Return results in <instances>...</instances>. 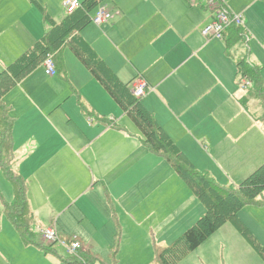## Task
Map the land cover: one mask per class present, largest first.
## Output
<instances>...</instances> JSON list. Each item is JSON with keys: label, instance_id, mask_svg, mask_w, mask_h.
I'll return each mask as SVG.
<instances>
[{"label": "crops", "instance_id": "0c3cea01", "mask_svg": "<svg viewBox=\"0 0 264 264\" xmlns=\"http://www.w3.org/2000/svg\"><path fill=\"white\" fill-rule=\"evenodd\" d=\"M64 1L0 0V72L45 36L46 17L61 22L69 15ZM101 7L114 17L91 22L75 37L124 84L147 82L141 103L197 169L230 187L264 164V128L255 117L264 107L240 87L238 73L247 58L264 82V0L228 1L243 14L249 36L230 46L202 34L213 18L206 0H104L91 16ZM57 60L63 69L55 76L43 63L4 96L15 118L11 167L26 184L32 236L25 241L5 211L16 190L0 165V264L83 263L65 256L60 244H46L38 218L47 224L42 229L53 225L62 237L77 235L88 261L98 258L83 264L112 263L89 233H112L116 223L127 233L118 264H151L150 232L157 246H169L206 209L172 165L144 145L127 113L68 46ZM248 158L257 159L237 170ZM221 164L229 178L210 170ZM230 224L219 240L246 242Z\"/></svg>", "mask_w": 264, "mask_h": 264}, {"label": "trees", "instance_id": "16d2710c", "mask_svg": "<svg viewBox=\"0 0 264 264\" xmlns=\"http://www.w3.org/2000/svg\"><path fill=\"white\" fill-rule=\"evenodd\" d=\"M102 1L104 0L84 1L82 7L67 15L61 22L46 17L49 29L45 36L6 70L0 72V165L16 190L15 202L12 205L8 203L5 205L8 217L17 226L24 240L29 242L32 232L25 218H28L26 184L11 167L15 118L11 114V107L4 101V96L50 56L55 61L58 73L59 69H63V62L58 61L57 57L59 58L63 48L68 46L127 113L141 132L144 145L172 165L206 209L205 214L172 244L156 247L154 263L178 264L226 223L233 224L249 244L259 251L264 260V248L259 245L239 217V212L245 206L264 204V164L235 187L219 184L192 164L158 124L153 114L141 103L140 98L132 94L130 85L120 81L87 43L75 37L77 32L92 22L91 12ZM232 29L234 38L229 40L227 33ZM244 38L242 28L235 25L228 28L224 34V41L229 43V46ZM238 73L243 80L246 78L254 83V89L264 107V82L259 69L253 67L247 58H243L238 64ZM22 218L25 222H21ZM97 260L95 257L89 262ZM111 264L118 262L115 260Z\"/></svg>", "mask_w": 264, "mask_h": 264}, {"label": "rangeland", "instance_id": "374dc122", "mask_svg": "<svg viewBox=\"0 0 264 264\" xmlns=\"http://www.w3.org/2000/svg\"><path fill=\"white\" fill-rule=\"evenodd\" d=\"M244 81H245L244 82L245 89H248L249 96L250 95L253 96V94L255 96H257V98H258L257 103L259 104L258 106L262 109L263 108V105L261 104L262 100L260 97H258L256 90L254 89V87L250 88V85L248 83V81H249L248 79L245 78ZM240 87H242L241 84H240ZM256 112H257L256 113L257 115L255 116L256 120H257L256 123L258 124V126L260 125L261 128H264L263 110H262V112H258V111H256ZM244 125L246 127H250V125L248 123L247 124L245 123ZM255 128L250 129L251 134L255 131ZM263 154H264V152H263ZM256 159L257 158H248L245 163L236 167V169L238 170L240 168H245L250 163H253ZM224 165L225 164H221V165H217L218 167H216V166L210 167V170L213 172V174L215 176L219 177L218 174H221L222 171L225 172L228 170ZM227 172H229V171H227ZM228 174L229 175H227V173H225V175L227 177L231 176L230 172ZM234 174H235V170L233 169L232 170V176H234ZM208 175H210V174H208ZM178 176H180V175L178 174ZM219 180L225 181L226 179L225 178H222V179L219 178ZM215 181L218 182L217 180H215ZM219 184H220V182H219ZM221 185H222V183H221ZM223 185L229 186L227 184H223ZM11 189H12V187H11ZM199 203L202 205V203L200 201H199ZM248 206L253 207V208L245 209ZM112 217L115 221L119 220L118 215L115 212H114ZM239 217H240L241 221L245 224V226L249 229V231L252 233V235L257 240L259 245L264 248V206H262V205L260 206L259 204H258V206L247 205L239 212ZM25 218L27 219V217H25ZM39 219L40 218H38L36 220V225L38 227H41L40 231H39L41 233L42 227L46 226L47 224L46 223L42 224ZM55 219H56V215H55ZM21 222H25L23 220V218L21 219ZM55 223H56V221H55ZM114 227H115L116 231H114L112 233H110V232L89 233V236L94 237L97 246L99 248H103V250L106 252V254H107L106 259L110 260L109 263H111V262L113 263L115 260L118 261V258L120 257L123 246L126 242V236H127L126 231H122V227L120 226V224L117 225V223H116V225ZM220 229L217 230L213 235H211L196 250L190 252L185 258H183L181 260L180 264H264V262L261 260L263 258L261 257L259 251H256L251 245L249 247V245L247 244L249 242L246 239H245L246 240V242H245L242 238L241 243L232 242V241H229L227 239L219 240V237L223 235L222 232L220 231ZM155 234H156V232H150L152 245L150 246L151 254H150V258L148 261L151 262V264H155L154 263V256H155V250H156V247L158 245V239H159L158 236H156ZM62 235H63V238H65L69 241H72L73 237H75V236H71V238H69L68 235H66V233H63ZM74 235H76V234H74ZM80 235L83 238H85L83 233H80ZM86 237H88V236H86ZM36 240L39 241L38 237H36ZM43 241H44V239H43ZM48 245L51 246L53 244H48ZM54 245H58V243H56ZM159 245H162V244H159ZM39 246H40L39 247L40 250H42L43 247H41V245H39ZM86 249L87 248L80 249L78 251V255L75 257H71V258L78 259L80 261L84 259L85 262H89L88 257L86 255L87 254ZM64 254H65V256H68L66 254V252H64ZM118 263H119V261H118Z\"/></svg>", "mask_w": 264, "mask_h": 264}, {"label": "built area", "instance_id": "2783aa9c", "mask_svg": "<svg viewBox=\"0 0 264 264\" xmlns=\"http://www.w3.org/2000/svg\"><path fill=\"white\" fill-rule=\"evenodd\" d=\"M229 0H206L207 5L213 11L212 21L207 24L202 29V34L204 37L210 38H219L224 40V34L228 28L231 26L243 27L245 26L244 16L241 13L233 12L228 8ZM65 11L67 14H71L80 7H82V2L80 0H65L63 3ZM113 13L107 10L104 7H101L97 10L96 14L92 17V22L96 24H101L106 21H109L113 18ZM244 37L249 39L248 34L244 28ZM46 73L49 76H55L57 74L56 64L52 56L48 57L44 62ZM244 80L241 81V85L245 88ZM249 85L251 84L248 81ZM244 85V86H243ZM148 88L147 82L143 78H136L130 84V90L134 96L141 98L146 94ZM41 236L44 239L46 244H61L69 257H75L78 255V251L83 249V243L78 237H73L72 241H69L63 238L55 226L50 225L41 230ZM84 262V259L81 260Z\"/></svg>", "mask_w": 264, "mask_h": 264}]
</instances>
